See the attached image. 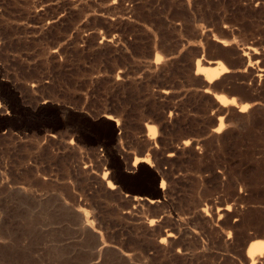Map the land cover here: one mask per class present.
<instances>
[{
    "label": "rangeland",
    "instance_id": "1",
    "mask_svg": "<svg viewBox=\"0 0 264 264\" xmlns=\"http://www.w3.org/2000/svg\"><path fill=\"white\" fill-rule=\"evenodd\" d=\"M255 236L264 0H0V264H250Z\"/></svg>",
    "mask_w": 264,
    "mask_h": 264
},
{
    "label": "bare ground",
    "instance_id": "2",
    "mask_svg": "<svg viewBox=\"0 0 264 264\" xmlns=\"http://www.w3.org/2000/svg\"><path fill=\"white\" fill-rule=\"evenodd\" d=\"M197 71L203 72L207 82H210V81L216 79L220 74H223L228 70L223 65V63H221L218 60H205L203 62V65L200 66L197 64ZM217 97H218V101L223 106L226 103H227V105L228 104H231V105L234 104V98H230L228 100L221 95H217ZM247 107H248V103L241 104V105H239L238 111L243 112V111H245V109ZM221 127H222V121L220 120L217 129H220ZM148 128H149L148 135L152 139L156 134L155 127L150 125ZM141 163L149 164L148 157L143 156V157L135 158L132 165L136 166V165H139ZM107 185L109 188H112V185L110 184V182H107ZM160 187H162V184L160 185ZM262 254H264V238L255 236L252 240H250V242L246 248V256L250 260V264H253V263H255L257 257H259V258H260V256L262 257Z\"/></svg>",
    "mask_w": 264,
    "mask_h": 264
},
{
    "label": "built area",
    "instance_id": "3",
    "mask_svg": "<svg viewBox=\"0 0 264 264\" xmlns=\"http://www.w3.org/2000/svg\"><path fill=\"white\" fill-rule=\"evenodd\" d=\"M99 150L102 151V148H100Z\"/></svg>",
    "mask_w": 264,
    "mask_h": 264
},
{
    "label": "trees",
    "instance_id": "4",
    "mask_svg": "<svg viewBox=\"0 0 264 264\" xmlns=\"http://www.w3.org/2000/svg\"><path fill=\"white\" fill-rule=\"evenodd\" d=\"M116 131V130H115Z\"/></svg>",
    "mask_w": 264,
    "mask_h": 264
}]
</instances>
